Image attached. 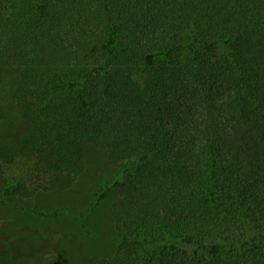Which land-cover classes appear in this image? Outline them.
Returning a JSON list of instances; mask_svg holds the SVG:
<instances>
[{"label": "trees", "instance_id": "obj_1", "mask_svg": "<svg viewBox=\"0 0 264 264\" xmlns=\"http://www.w3.org/2000/svg\"><path fill=\"white\" fill-rule=\"evenodd\" d=\"M10 68L3 196L71 188L90 146L119 170L92 203L118 190L117 251L80 264H264V0H0Z\"/></svg>", "mask_w": 264, "mask_h": 264}, {"label": "rangeland", "instance_id": "obj_2", "mask_svg": "<svg viewBox=\"0 0 264 264\" xmlns=\"http://www.w3.org/2000/svg\"><path fill=\"white\" fill-rule=\"evenodd\" d=\"M19 74L8 69L0 86V145L19 143L27 132V121L13 95ZM86 168L69 189L39 191L34 196L2 195L0 183V239L22 264H80L93 255L110 257L118 248L111 205L117 189L92 208L96 193L107 181H114L118 168L110 162L107 149L90 146ZM31 163L10 166L9 174H25ZM62 206L65 216L50 218L36 210Z\"/></svg>", "mask_w": 264, "mask_h": 264}]
</instances>
